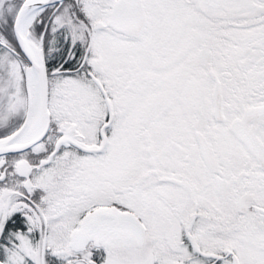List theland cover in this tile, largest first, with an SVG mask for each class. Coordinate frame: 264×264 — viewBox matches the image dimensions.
I'll return each mask as SVG.
<instances>
[{
	"label": "snow or ice",
	"instance_id": "snow-or-ice-1",
	"mask_svg": "<svg viewBox=\"0 0 264 264\" xmlns=\"http://www.w3.org/2000/svg\"><path fill=\"white\" fill-rule=\"evenodd\" d=\"M0 264H264V0H0Z\"/></svg>",
	"mask_w": 264,
	"mask_h": 264
}]
</instances>
